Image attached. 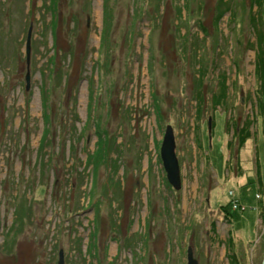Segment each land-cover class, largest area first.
<instances>
[{
	"label": "rangeland",
	"instance_id": "1",
	"mask_svg": "<svg viewBox=\"0 0 264 264\" xmlns=\"http://www.w3.org/2000/svg\"><path fill=\"white\" fill-rule=\"evenodd\" d=\"M260 17L264 0H0V264H232L218 210L247 238L252 216L224 145L264 100Z\"/></svg>",
	"mask_w": 264,
	"mask_h": 264
},
{
	"label": "crops",
	"instance_id": "2",
	"mask_svg": "<svg viewBox=\"0 0 264 264\" xmlns=\"http://www.w3.org/2000/svg\"><path fill=\"white\" fill-rule=\"evenodd\" d=\"M226 129L227 124H225V131ZM248 129L250 137L244 139L240 135V143L236 140L238 137L235 136L236 138H233V134L231 136L227 132V139L224 145L227 154L225 178L227 179V184L230 186L227 195L228 201L232 206L234 201H238L244 208L248 205L250 208L248 210L250 211L249 215L252 216L251 233L247 238V235L241 236V232L236 233L234 231L232 226L234 219L230 213L231 210H229L228 204L221 205L218 210V214L220 215H218L217 223H226L228 226V239H230L226 241V244H228L227 253L233 264H248L245 261L247 260L248 253H251V257L253 258L257 254L255 261L259 255L264 254V231L259 225V221L262 220L260 208L264 206V115L260 111L259 115L256 116L254 131H251V126ZM218 179H221V177L218 176ZM218 179L217 174H215L214 180H212L214 181L211 185L212 188L216 186ZM230 192H233L234 195L231 196ZM244 192L247 195L250 193L252 200H245ZM258 195H261V197L257 198ZM242 254H244L243 258ZM263 260L264 257H262L260 264H262ZM251 264H257V262L251 261Z\"/></svg>",
	"mask_w": 264,
	"mask_h": 264
},
{
	"label": "water",
	"instance_id": "3",
	"mask_svg": "<svg viewBox=\"0 0 264 264\" xmlns=\"http://www.w3.org/2000/svg\"><path fill=\"white\" fill-rule=\"evenodd\" d=\"M31 37H32V26L29 31L28 35V74H27V82L30 83V51H31ZM176 138L174 134V129L172 126L167 127V131L165 133L163 144L161 147V161L163 164V167L167 174V179L174 187L175 190L180 191L183 188V181H182V175H181V168L179 159L176 153ZM188 264H199V261L194 256L193 248L190 247L188 249ZM59 264H65V258H64V252H61V257ZM264 264V260L262 262Z\"/></svg>",
	"mask_w": 264,
	"mask_h": 264
},
{
	"label": "trees",
	"instance_id": "4",
	"mask_svg": "<svg viewBox=\"0 0 264 264\" xmlns=\"http://www.w3.org/2000/svg\"><path fill=\"white\" fill-rule=\"evenodd\" d=\"M257 21H258L257 22L258 23L257 25L260 28L258 35L260 37L262 46L264 47V23H263V19L260 17V18H258ZM260 60H261V63H260V82H261V89H262V91L261 90L260 91L264 93V50L262 52V56L260 57ZM262 95L263 94H261L259 96V98L263 100V96ZM258 107H259V111L264 115V100L262 102H258ZM249 126H250L249 123L247 125H245V127H242V126L239 125L233 131V138L238 137V139L236 138V140H237L238 143L241 142L240 135H242L244 139H247L248 137H250V131H248L249 130L248 129ZM260 210H261V214L263 216L264 215V206H262L260 208Z\"/></svg>",
	"mask_w": 264,
	"mask_h": 264
},
{
	"label": "built area",
	"instance_id": "5",
	"mask_svg": "<svg viewBox=\"0 0 264 264\" xmlns=\"http://www.w3.org/2000/svg\"><path fill=\"white\" fill-rule=\"evenodd\" d=\"M257 197H260V195H258ZM233 207L234 209H239L241 206L239 205L237 201H234Z\"/></svg>",
	"mask_w": 264,
	"mask_h": 264
},
{
	"label": "bare ground",
	"instance_id": "6",
	"mask_svg": "<svg viewBox=\"0 0 264 264\" xmlns=\"http://www.w3.org/2000/svg\"><path fill=\"white\" fill-rule=\"evenodd\" d=\"M257 198H260V197H257ZM234 208V207H233Z\"/></svg>",
	"mask_w": 264,
	"mask_h": 264
}]
</instances>
